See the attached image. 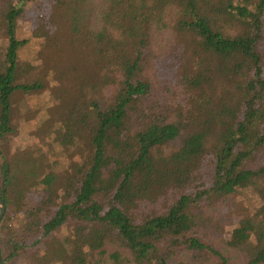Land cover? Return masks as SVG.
<instances>
[{"label":"trees","instance_id":"16d2710c","mask_svg":"<svg viewBox=\"0 0 264 264\" xmlns=\"http://www.w3.org/2000/svg\"><path fill=\"white\" fill-rule=\"evenodd\" d=\"M0 199L1 264H264V0H0Z\"/></svg>","mask_w":264,"mask_h":264},{"label":"rangeland","instance_id":"374dc122","mask_svg":"<svg viewBox=\"0 0 264 264\" xmlns=\"http://www.w3.org/2000/svg\"><path fill=\"white\" fill-rule=\"evenodd\" d=\"M37 6H40V7H45L46 6V2L45 1H39L38 3H37V5H36V7ZM24 26H25V28H27V30L28 31H32V29L34 28V26H35V22H34V19H33V15H32V12H30L28 15H27V18H26V20H25V22H23L22 23ZM41 58V57H40ZM44 58H46V57H43V58H41L42 59V61H43V59ZM42 65L44 66L45 65V62L43 61L42 62ZM60 95H56L55 96V106H52V107H50V106H47L46 108H45V113L48 115V116H54V115H56L57 113H58V107H59V105H60ZM25 106H28L29 105V103H23ZM19 114H20V117H22V116H25L24 114H23V112H21V111H19ZM23 118V117H22ZM26 119V118H25ZM13 144H11V146H12ZM13 147H14V145H13ZM16 156V155H15Z\"/></svg>","mask_w":264,"mask_h":264},{"label":"water","instance_id":"95a60500","mask_svg":"<svg viewBox=\"0 0 264 264\" xmlns=\"http://www.w3.org/2000/svg\"><path fill=\"white\" fill-rule=\"evenodd\" d=\"M5 214V204L4 202L0 199V221L2 219V217ZM0 264H1V252H0Z\"/></svg>","mask_w":264,"mask_h":264}]
</instances>
